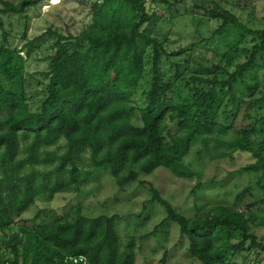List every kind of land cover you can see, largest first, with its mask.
Here are the masks:
<instances>
[{
    "label": "trees",
    "instance_id": "trees-1",
    "mask_svg": "<svg viewBox=\"0 0 264 264\" xmlns=\"http://www.w3.org/2000/svg\"><path fill=\"white\" fill-rule=\"evenodd\" d=\"M41 1L0 0V16L22 15ZM155 1L95 0L76 34L47 27L19 48L0 21V264H136L138 241L130 236L122 245L120 214L87 216L77 203L50 221H38L42 210L21 217L38 196L79 192L100 171L119 190L134 181L145 187L144 211L162 207L165 216L140 240L176 223L179 245L197 264H264V235L235 207L240 193L232 204L188 216L140 179L158 168L194 178L184 158L199 141L210 160L249 153L253 161L238 171L253 174L264 192V23L250 28L219 2L199 0L186 11L219 21L212 36L236 31L220 57L233 69L185 59L169 78L160 67L169 53L155 31L165 10L183 0H158L162 10ZM45 35L54 37L52 53L42 58L45 94L31 110L26 63ZM86 153L90 168L83 171Z\"/></svg>",
    "mask_w": 264,
    "mask_h": 264
},
{
    "label": "rangeland",
    "instance_id": "rangeland-1",
    "mask_svg": "<svg viewBox=\"0 0 264 264\" xmlns=\"http://www.w3.org/2000/svg\"><path fill=\"white\" fill-rule=\"evenodd\" d=\"M94 1L42 0L38 5L28 8L22 15H1L0 21L3 29L9 34L11 47L19 48L28 39L42 34L47 27L57 29L63 34H76L89 21L90 7ZM212 1L219 2L250 28H261L264 23V0H207L206 4H212ZM195 3H199V0H183L170 8L169 12L165 10V19L159 23L155 31V35L163 41L169 53L168 57L162 56L160 61L161 70L169 78H173L177 65H180L181 69L186 67L185 59H189V66H194L199 61L204 63L222 61V65L228 66L220 57L228 46L227 40L235 39L236 31L230 29L229 34L223 38L212 36L211 32L219 21L207 19L198 10H195L194 14L187 13L186 10ZM153 4L157 10L164 8L161 1L156 0ZM24 31L25 37H22ZM1 34L0 27V39ZM53 44L54 37L45 35L39 41V48L26 63L25 90L31 110L37 109L44 97L46 79L40 72L45 70L47 61L42 58L52 53ZM178 51L182 52L171 55L172 52ZM187 52L190 55L186 54ZM235 58V61L241 59L239 55ZM227 69L231 71L233 66H228ZM146 71L149 74V66ZM169 127L171 130L175 128L173 124ZM252 161L249 153L239 151L229 157L210 160L201 143L197 141L184 158L185 164L195 171L194 178L176 177L168 170L158 168L151 174H141L140 179L151 182L163 197L188 216H193L197 208L202 206L232 204L235 195L240 193L235 207L251 218L254 230L259 236H263L264 192L255 184L253 174L238 171ZM82 162L80 168L83 171L90 168L87 153ZM149 196L148 190L137 181L129 184L124 190H119L111 175L100 171L94 173L79 192L58 193L53 197L38 196L21 217L32 218L35 213L42 210L38 221H50L69 212L72 206L80 203L84 206L83 213L87 216L101 213H117L123 216L118 222V232L122 245L130 236L137 238L136 264L146 262L162 264L160 260L165 251L166 264H197L194 259L185 255L182 247L185 243L179 245L176 223H166L157 235L140 240L165 216L162 207L155 203L148 204L146 211L143 210V203Z\"/></svg>",
    "mask_w": 264,
    "mask_h": 264
}]
</instances>
